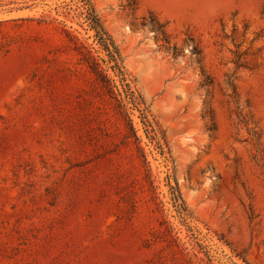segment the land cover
<instances>
[{
    "label": "rangeland",
    "instance_id": "rangeland-1",
    "mask_svg": "<svg viewBox=\"0 0 264 264\" xmlns=\"http://www.w3.org/2000/svg\"><path fill=\"white\" fill-rule=\"evenodd\" d=\"M0 264H264V0H0Z\"/></svg>",
    "mask_w": 264,
    "mask_h": 264
}]
</instances>
